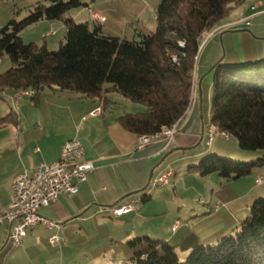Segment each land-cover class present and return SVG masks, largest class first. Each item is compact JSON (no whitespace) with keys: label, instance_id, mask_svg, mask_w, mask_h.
<instances>
[{"label":"crops","instance_id":"0c3cea01","mask_svg":"<svg viewBox=\"0 0 264 264\" xmlns=\"http://www.w3.org/2000/svg\"><path fill=\"white\" fill-rule=\"evenodd\" d=\"M6 1L0 0V3ZM14 1L16 4L13 3V6L6 4L5 7L0 8V28L8 22L13 12L42 0H23L24 3L19 0L20 6L18 0ZM259 1L242 0L240 5L232 7L227 18L211 32L213 39L218 33L220 39H224L226 33L236 32L233 30L240 27H251V20L258 19L257 25H254L256 44H249L248 51L238 45L237 59H233L232 62L264 58V14L259 13L255 8ZM81 2L87 4L84 9L90 11L85 22L90 25L97 23L105 34H108L105 31L106 25L112 23L106 13H116L112 17L117 18L122 24L123 21L132 24L131 22L137 19L136 15L131 14L135 12L131 7L126 16L119 14L114 3L112 6L98 7L99 4H96L95 0ZM139 4L137 2L136 5ZM157 5L155 2L147 4V8L153 10ZM24 12L17 17L21 18ZM93 13L103 21H95ZM69 15L75 21L80 12L71 11ZM239 20H245L248 25L241 23L230 26ZM139 21L137 19L136 23ZM58 34L61 37L56 41L60 44L65 36L62 23L43 20L26 28L20 33V37L25 42V36L28 38L35 35L37 37L34 42H37L38 46L44 43L48 49L52 44L50 40L53 41V37ZM219 55L217 45L213 46L204 57L198 54L193 72L194 101L189 112L178 122L170 142L162 138L148 145L139 146L137 136L124 130L117 119L126 113L140 112L143 108L129 103L115 93L101 99H90L74 93L46 88L40 93L39 101L35 105L31 98L18 97L16 91L0 92V118L11 113L14 121L0 126V212L11 206V181L25 169L34 170L40 163L56 162L60 156L61 146L68 140H80L83 146L82 159L90 161L94 166L87 180L78 185L76 195L62 194L55 203L38 210L39 215L63 224L65 229L48 231L44 226H36L27 230L22 243L13 248L8 239L9 226L0 224V264H122L127 262L126 260L129 261L128 252L123 245L138 236L165 240L175 247L178 257L185 258L194 247L212 245L219 238L230 234L224 231L226 222H216L215 225H220H213L214 227L209 230L204 227L194 232L193 236L185 230L188 225H182L178 220L150 229L151 217L146 215L147 204L141 201L143 196H147V201L161 200L158 194H150L151 190L146 188L150 186L151 181L166 173L171 174L169 183L172 181L176 175L175 170H171L176 165V162L170 159L173 153H182V156L178 157L180 161L177 162H183L182 166L185 163L189 166L196 164L204 156L202 152L191 154L192 149L195 150L202 142H205L207 147H212L214 139L211 145L206 143L207 127L203 125L201 112V82L206 75L212 74L211 67L222 60L219 59ZM97 109L99 114L91 116L90 114ZM216 135L224 140L229 138L228 135L223 136L218 132L214 137ZM180 168L181 166L178 167ZM184 173L185 176L190 172L186 169ZM258 175L261 173L253 178L249 176L234 180L235 183H239L230 190L235 193V198L231 196L229 201L233 203L234 214L236 212L239 214L240 209L243 211V206L248 208L256 198L264 196L263 190L260 189L262 186L254 182ZM163 188L158 191L162 192ZM137 200L139 203L135 204V211L118 218L113 217L111 211L113 207ZM238 200H244L241 206ZM137 205L139 206L136 207ZM221 207L219 205L214 213L218 214ZM211 212L209 210L208 213ZM221 216L222 214L219 217ZM229 218L231 217L226 219ZM175 222H178V225L172 231ZM52 236H58L61 241L57 245L50 244L49 239ZM120 245L123 249L118 251Z\"/></svg>","mask_w":264,"mask_h":264},{"label":"trees","instance_id":"16d2710c","mask_svg":"<svg viewBox=\"0 0 264 264\" xmlns=\"http://www.w3.org/2000/svg\"><path fill=\"white\" fill-rule=\"evenodd\" d=\"M241 2L160 0L154 10L155 30L137 32V39L127 40L105 34L97 23L75 22L69 13L87 7L81 0L36 1L13 12L0 28V59L6 56L11 65L0 74V92L33 90L35 105L46 88L90 99L115 93L143 108L117 119L124 130L137 137L160 133L175 125L190 106L203 39ZM23 11L26 15L18 19ZM43 20L60 22L65 28V41L56 50H48L44 43H24L20 37ZM211 72L210 126L232 136L240 151H264V58L220 60ZM13 122L11 113L0 118V126ZM263 164L262 157L240 163L210 153L187 171L200 177L217 173L224 181H234ZM146 199L143 196L141 201ZM126 246L130 264H264V197L252 202L232 233L212 245L194 247L182 263L175 247L165 240L138 236Z\"/></svg>","mask_w":264,"mask_h":264},{"label":"rangeland","instance_id":"374dc122","mask_svg":"<svg viewBox=\"0 0 264 264\" xmlns=\"http://www.w3.org/2000/svg\"><path fill=\"white\" fill-rule=\"evenodd\" d=\"M95 1L96 4H99L98 7L112 6L114 3L116 10H118L119 14L122 13L123 15L126 16L127 13H129L128 9L130 7L135 10V12H131V14L136 15V18L140 20L139 23H136L137 22L136 19L135 21L131 22L132 24H130V22L128 21H127L128 23H125L123 21V24L125 23L124 25L121 22H119L117 18L112 17L113 14L116 13L114 12L106 13V16H108L112 20V23L110 24L108 23L106 25L105 31L106 33L112 35L113 37L126 38L127 40H132L134 38L137 39L135 34L138 31H142L143 33H148V32H153L155 30L156 23H155L154 10L156 6L155 8H153V10H150L147 8V4H154L155 2V5H157L160 0H95ZM24 2L22 0V3ZM137 2L140 3L138 6L136 5ZM13 3L16 4L14 0H7L6 2L0 3V8L5 7L6 4L8 6H13ZM17 3H19V6L21 5L20 4L21 2H19V0L17 1ZM88 4L90 5V2H88ZM27 6L28 5H25L21 9ZM76 11L80 12V15L77 16L75 20L77 23L85 22L86 19H88L87 15L90 14L89 13L90 11L85 10L84 7H80L72 10V12H76ZM24 13L23 16H20L21 18L26 15ZM257 23H258V19L251 20L250 22L251 27L237 28V30H233L236 32L226 33L224 39L223 38L220 39L219 33L216 34L214 39L212 38L213 34L207 36L206 39H203V41L204 40L205 41L201 45L199 55L202 54V57L206 56L208 51L211 50L213 46L217 45L220 53L219 59H222L224 63L232 62L233 59L236 60L238 45H241L243 50L246 49L248 51V49L250 48L249 44H256V42L254 41V37L257 36L254 33H256L255 26L257 25ZM136 29L137 32H135ZM241 30H244L246 32H237ZM36 37L37 36L35 35L34 36L31 35L28 38H26L25 36L24 43H31V41L34 42V39H36ZM59 37H61V35L58 34L57 36L53 37V41L50 40L52 44L49 46L48 48L49 50L52 51L58 48L59 42L56 40L59 39ZM64 41L65 40H63L62 43H64ZM35 44L37 45V42ZM10 66L11 65L9 59L6 56H3L0 59V74L5 72ZM212 76H213L212 74L206 75L201 82V112H202L203 125L205 127H208L209 125L210 104H211V95H212ZM200 152L204 153V155L210 153H216L217 155L223 158L225 155V157L230 158L231 161L240 162V163H251L253 161H256L258 158L261 157L264 158V151H260V152L240 151L237 147L236 140L232 136H229L227 140H224L219 135H216L214 137V142L212 147L209 148L205 145V142H202L195 148V150L192 149L190 153L191 154L194 153L195 155ZM181 156L182 153L180 152L178 153L175 152L171 155L170 159L176 162L175 167L173 166L171 170L174 169L176 175L174 176V178H172V181H170V183L167 186H164L163 188L164 190H162V192L158 191L160 188L152 187L151 185L146 188L151 190L152 193L150 194H154V195L158 194L161 197V200L150 199L148 201H145V204H147L146 215L148 216L150 215L151 217L149 228L155 229L159 225L163 226L165 224H168L170 221L178 220L179 222H181L182 225L184 224L188 225V227H186L185 230L187 233H190L192 235L194 232L196 233L197 231L202 230V228L204 227H206V229L208 228L207 230L211 229V227L215 225L216 222L217 223L226 222V228H225L226 230L224 231H226V233L233 232L238 227L239 223L248 215L249 207H250L249 206L248 208H246L245 206H243L242 207L243 211H241L240 209L239 214L238 212H236L235 214L232 212L233 203L231 204L229 201L231 199V196L234 197L235 193L233 194V192L232 191L230 192V190H232L233 186H236L239 183H235L236 181L233 182L224 181L217 175V173H213L206 177H200V175L194 172H190L189 174L184 176L185 174L184 172L186 171L188 166L186 163L184 164V166H182L183 162L180 163L177 162V160L180 161L178 157ZM180 166L181 168L178 169V167ZM259 173L261 174L264 173V164L255 168L250 176L253 178L255 175ZM182 177H185V179L182 180L181 179ZM247 177H243V178H247ZM242 180L245 181L247 179H242ZM244 181H239V182H244ZM260 189H262L264 193V185ZM237 202H239V205L241 206L244 200L243 201L238 200ZM215 205L222 206L218 214L214 213ZM138 206L139 205H137L136 207ZM209 210L212 212L208 213ZM133 211H135V207ZM244 211L247 212L242 214V212ZM221 214L222 216L219 217ZM227 217H231V218L226 219ZM237 219L239 220L237 223H235ZM219 225L220 224H217L215 226H219ZM123 246L125 250H127L128 252L127 259H130L131 258L130 251L126 249L127 248L126 245ZM123 246H121L117 250L120 251L121 248L123 249ZM179 259L181 263L184 262V258L182 256H179ZM126 261L127 262H124L122 264H130L128 260Z\"/></svg>","mask_w":264,"mask_h":264},{"label":"built area","instance_id":"2783aa9c","mask_svg":"<svg viewBox=\"0 0 264 264\" xmlns=\"http://www.w3.org/2000/svg\"><path fill=\"white\" fill-rule=\"evenodd\" d=\"M255 8L259 10V13L264 14V0H260L256 3ZM93 19L95 21H103V19L95 13H93ZM241 23L248 25L245 20H239L230 24V26H236ZM51 34H54V32H51ZM210 34L211 33H209V35ZM194 89L195 86L193 81L190 106L178 122L190 110ZM34 94L35 92L33 90L17 92L18 97L26 98H31ZM98 114L99 109L94 110L90 115L97 116ZM178 122L169 128L163 129L160 133L149 136H138L137 141L139 146L148 145L162 138L170 142L176 132ZM215 133L216 131L212 126L207 127V145H211ZM220 134L223 136L226 135L224 133ZM82 158L83 146L81 141L78 139H71L61 146L60 156L56 162L40 163L34 170L25 169L11 181V206L0 212V224H7L9 226L8 239L13 248L18 247L22 243L27 230L33 229L36 226H44L48 231L53 229H65L63 224L56 223L39 215L38 210L41 207H48L55 203L62 194L76 195L78 193V185L84 183L87 180L88 174L94 170L93 164L90 161H84ZM170 177V173L163 174L151 181L150 185L156 188L167 186ZM263 184L264 174L259 175L256 179V185L261 186ZM137 203H139L138 200L126 205L113 207L111 209L113 217L118 218L132 212ZM218 208L219 205L214 206L215 210ZM176 226L177 222L172 227V231L176 229ZM49 241L50 244L57 245L61 239L58 236H52Z\"/></svg>","mask_w":264,"mask_h":264},{"label":"water","instance_id":"95a60500","mask_svg":"<svg viewBox=\"0 0 264 264\" xmlns=\"http://www.w3.org/2000/svg\"><path fill=\"white\" fill-rule=\"evenodd\" d=\"M210 71H211V69H210Z\"/></svg>","mask_w":264,"mask_h":264}]
</instances>
